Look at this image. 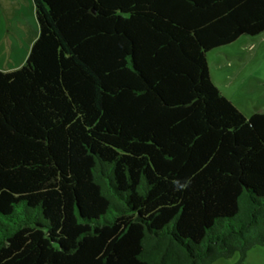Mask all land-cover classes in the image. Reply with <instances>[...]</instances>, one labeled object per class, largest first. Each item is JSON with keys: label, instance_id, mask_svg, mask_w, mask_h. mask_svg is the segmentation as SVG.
Wrapping results in <instances>:
<instances>
[{"label": "trees", "instance_id": "1", "mask_svg": "<svg viewBox=\"0 0 264 264\" xmlns=\"http://www.w3.org/2000/svg\"><path fill=\"white\" fill-rule=\"evenodd\" d=\"M0 70V264H212L264 245V110L206 54L264 0H33Z\"/></svg>", "mask_w": 264, "mask_h": 264}, {"label": "rangeland", "instance_id": "2", "mask_svg": "<svg viewBox=\"0 0 264 264\" xmlns=\"http://www.w3.org/2000/svg\"><path fill=\"white\" fill-rule=\"evenodd\" d=\"M38 36L33 0H0V70L19 68ZM209 76L220 92L245 116L264 110V33L240 36L206 54ZM239 253L212 264H233ZM242 264H264V245L247 251Z\"/></svg>", "mask_w": 264, "mask_h": 264}]
</instances>
